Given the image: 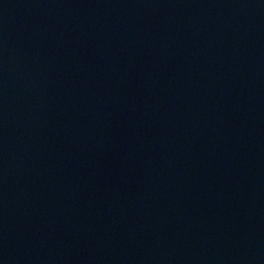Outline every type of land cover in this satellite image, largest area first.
<instances>
[{
    "label": "water",
    "instance_id": "obj_1",
    "mask_svg": "<svg viewBox=\"0 0 264 264\" xmlns=\"http://www.w3.org/2000/svg\"><path fill=\"white\" fill-rule=\"evenodd\" d=\"M0 264H264V0H0Z\"/></svg>",
    "mask_w": 264,
    "mask_h": 264
}]
</instances>
